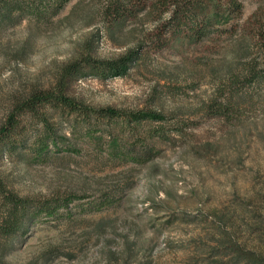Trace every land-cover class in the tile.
I'll return each instance as SVG.
<instances>
[{
    "label": "rangeland",
    "instance_id": "rangeland-1",
    "mask_svg": "<svg viewBox=\"0 0 264 264\" xmlns=\"http://www.w3.org/2000/svg\"><path fill=\"white\" fill-rule=\"evenodd\" d=\"M182 1L69 0L56 15L0 22V127L67 64L114 60L130 49L141 56L127 75L88 73L70 95L165 117L134 131L103 123L102 140L64 123L75 150L51 147L43 159L32 153L41 125L24 117L25 144L0 154V178L8 192L58 201V210L15 242L0 237L4 264H208L202 249L217 247L222 233L264 255V77L239 87L227 116L209 110L225 103L231 75L250 64L264 73V0H192L194 17L177 29ZM116 6L126 12L119 23ZM150 129L165 137H150ZM110 131L119 135L117 152L107 147ZM5 209L0 188V223Z\"/></svg>",
    "mask_w": 264,
    "mask_h": 264
},
{
    "label": "trees",
    "instance_id": "trees-1",
    "mask_svg": "<svg viewBox=\"0 0 264 264\" xmlns=\"http://www.w3.org/2000/svg\"><path fill=\"white\" fill-rule=\"evenodd\" d=\"M34 3L28 7L23 6L20 0H0V22H18L30 12L45 17L49 12L53 15L59 13L64 4L69 0H33ZM168 0H166L167 2ZM192 0H184L175 6L173 20L177 22V29L183 24L190 22L193 16ZM121 6H116L111 11V17L115 23L123 20L126 12ZM192 23V21H191ZM179 26V27H178ZM193 26V25H192ZM194 29V27H192ZM198 32L200 27L196 28ZM140 52L137 49H130L118 59L99 60L87 56L83 61L69 63L63 67L59 76L51 87L40 88L32 91L28 97L19 101L9 114L7 121L0 127V154H12L19 146L25 144L23 137L24 125L22 119L31 116L41 125L36 131L34 147L32 153L38 159H43L51 152V147L59 152H72L74 147L66 145L68 138L62 134L61 129L64 123L72 127L73 134L81 133L84 136L95 140L104 139L103 123L121 121L134 131L145 121H163L165 117L157 112L139 111L125 112L114 107H93L72 97L69 93L70 87L88 73H93L100 79L108 77H121L128 74L133 65L140 59ZM255 65H248L238 74L231 75L228 85L229 96L225 103L216 107H210L213 114L227 116L234 110L235 101H240V86L252 84L259 78L264 77L256 71ZM150 137H165V133L159 129H150ZM98 132H101L99 135ZM107 147L116 151L120 147L118 134L110 131ZM117 152V151H116ZM150 155L155 153L154 147L149 149ZM122 158H126L124 154ZM4 182L0 178V188L4 194L5 214L0 223V237L8 241L15 242L20 238L30 225L42 216L55 215L58 201H40L30 198H23L13 192H8L4 187ZM73 200V199H72ZM72 200L59 204L69 206ZM220 239H215L217 247L203 248V254L208 264H264V255L257 251L247 249L231 234L222 233ZM0 264H4L0 261Z\"/></svg>",
    "mask_w": 264,
    "mask_h": 264
}]
</instances>
